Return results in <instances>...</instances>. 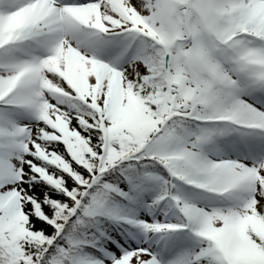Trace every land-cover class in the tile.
Here are the masks:
<instances>
[{"label": "snow or ice", "instance_id": "1", "mask_svg": "<svg viewBox=\"0 0 264 264\" xmlns=\"http://www.w3.org/2000/svg\"><path fill=\"white\" fill-rule=\"evenodd\" d=\"M0 264H264V0H0Z\"/></svg>", "mask_w": 264, "mask_h": 264}]
</instances>
